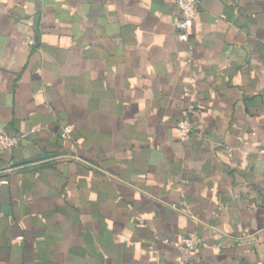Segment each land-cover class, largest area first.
<instances>
[{
  "label": "crops",
  "instance_id": "1",
  "mask_svg": "<svg viewBox=\"0 0 264 264\" xmlns=\"http://www.w3.org/2000/svg\"><path fill=\"white\" fill-rule=\"evenodd\" d=\"M197 4L0 0V264H264V0Z\"/></svg>",
  "mask_w": 264,
  "mask_h": 264
},
{
  "label": "built area",
  "instance_id": "2",
  "mask_svg": "<svg viewBox=\"0 0 264 264\" xmlns=\"http://www.w3.org/2000/svg\"><path fill=\"white\" fill-rule=\"evenodd\" d=\"M179 13V18L174 21V27L179 35L184 37L186 30L192 25L198 11L197 0H172ZM188 103L181 111V117L176 122L178 138L181 141L189 140L193 135L192 115L198 112L200 101L196 91L185 93ZM71 126L63 127L62 137H67ZM20 135L7 134L0 131V154H8L12 151ZM198 236L194 232L187 233L178 238L176 247L180 254L183 264H189L192 259V253L197 246Z\"/></svg>",
  "mask_w": 264,
  "mask_h": 264
}]
</instances>
